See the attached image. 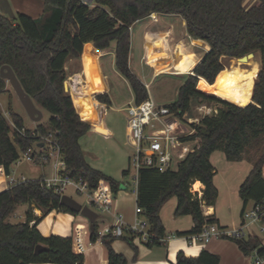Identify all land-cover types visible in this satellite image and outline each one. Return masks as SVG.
I'll return each instance as SVG.
<instances>
[{"label":"trees","instance_id":"1","mask_svg":"<svg viewBox=\"0 0 264 264\" xmlns=\"http://www.w3.org/2000/svg\"><path fill=\"white\" fill-rule=\"evenodd\" d=\"M244 1L43 0L44 10L38 18L23 13L12 17L6 13L0 15V70L10 66L35 105L51 115L48 123L37 125L35 130L27 129L28 136L33 131L39 136L55 133L71 177L82 179L91 190L106 181L114 194L124 183L93 168L80 144L90 124L80 116L78 99L66 90L68 61L85 59L89 85L105 110L112 103L95 73L92 52L94 49L106 51L112 43H115V68L129 83L135 104L147 99L146 85L130 67L131 29L137 22L153 14L179 15L185 20L188 37L209 46L201 61L185 75L177 100L166 106L182 117L191 112L194 103L213 102L218 104L217 113L201 119L195 134L189 138L199 140L197 147L176 170L161 173L143 168L138 173L137 205L143 209L144 219L154 236L146 243L150 247L159 245L166 236L160 211L173 198L177 199L174 215L191 216L194 222L190 231L178 232L177 236L197 235L205 225L218 224L215 216H205L203 210L204 206L215 207L219 196L214 184L216 169L211 162V156L217 151H222L228 161L240 162L249 148L258 149L253 168L239 188V196L243 210L249 202L264 199V0L248 9ZM250 53L260 54L261 68L249 103L239 106L200 88L204 80L210 86L215 85L217 76L229 67L232 59ZM6 83L0 77V93ZM8 110L16 127L24 128L22 116L13 111L11 104ZM36 139L23 137L13 130L0 110V169H4L6 176L11 175L14 163L33 147ZM128 174L129 170L123 171V176ZM196 182L204 186L201 197L192 191ZM61 198V194L43 187L42 179L28 180L0 193V264H85L84 255L74 250L72 238L41 234L40 218L35 216L32 207L26 213L25 222H8L23 204H34L43 216L53 211L78 215L63 206ZM34 221L36 224L31 225ZM98 237L96 223L91 240L96 241ZM102 240L108 264H129L124 255L112 248L115 238L104 236ZM123 240L137 254L134 237ZM237 244L245 255L257 251L264 257L258 237L237 240ZM39 245L47 250L36 252ZM219 263L220 257L206 250L197 258L181 252L176 260V264Z\"/></svg>","mask_w":264,"mask_h":264},{"label":"rangeland","instance_id":"2","mask_svg":"<svg viewBox=\"0 0 264 264\" xmlns=\"http://www.w3.org/2000/svg\"><path fill=\"white\" fill-rule=\"evenodd\" d=\"M18 1H20V3H22V1H27L28 5H31L30 10L25 11L30 16L37 18V16L40 17L42 15L43 12L40 13V10L44 7L43 0H15V4H19ZM8 2L11 7L9 13H6L7 16H16L18 13L13 0H8ZM162 24H168V26L173 28L174 32L172 34L170 44L172 54L174 56L177 54L176 44L180 37L187 38L189 46L197 51L198 56L195 59L194 64L197 65L208 51L206 45H199L188 38V35L186 36V32H184L186 31L185 20L181 16L162 15L161 17H154L151 15L150 17L137 22L131 29L132 45L130 67L133 72L145 82L149 81L153 73V69L157 68L158 63L149 66L148 62L141 59L144 53L142 35L145 29L153 30L158 27V25L160 26ZM114 50L115 43H112L110 47V51H112L111 54L102 60L105 83L108 87V93L111 97L112 104L106 108L103 113L104 124H96L100 121V112H102L101 109L95 107L94 101L90 97H84L80 100L82 116L90 124V130L80 140V144L86 152L87 159L93 168L102 171L117 181L123 182L126 185L127 190L131 192L134 191V182L137 176L136 166L133 162V158L136 155V141L129 126V116L127 111L129 103L133 100V92L127 80L115 68V58L113 55ZM172 59L173 57L171 58V61ZM192 60L186 69L178 72H188L191 67ZM251 62H253V65L257 67L258 72L259 65L261 68L259 53H257L249 62L250 64L237 63L236 59H232L229 62V67H236L239 65L241 68L244 67V69H249L251 68ZM164 63L165 60H160L158 66H161ZM195 66H193L191 70H193ZM168 70H170V72H176L172 64L162 68L163 72ZM184 81V76L171 74L158 75L153 80L150 93L158 104H171L177 100L178 90ZM208 86V83L205 81L200 84V88H202L203 91L204 88H206V93H208ZM90 89L91 88L89 87L90 93H93L92 89ZM0 103L2 104V108L8 112L9 104H11L13 111L22 116L24 126L29 130H33L39 124L48 123L51 117L48 111L37 106L42 113V119L39 122H34L26 112L12 86L8 82L6 83L4 91L0 93ZM204 107L215 110L218 108V104L213 102L194 103L191 112L189 113L190 118L200 119L201 116L204 115ZM2 108L0 107V110L2 114H4ZM7 121L10 124L12 118ZM198 142L199 140H196L195 146ZM33 146L35 152L44 150L43 148H36V143ZM258 152L259 151L256 147L249 148L245 158L240 162H231L226 160L222 151L215 152L211 157V162L216 169L214 184L219 192L216 203L217 214L223 222L228 223V227L231 229L240 227V224L243 221V201L239 196V188L251 172L254 162L253 159L258 156ZM12 168L13 171L11 175L13 177H20L23 175L28 180L39 179L44 168H46L48 176H51L54 172L52 165L44 166L43 164H33L24 160L22 154L21 158L14 163ZM127 170H129V174L127 176H123V171ZM6 189H8L6 178L5 176L0 175V193L4 192ZM66 195L75 199L82 206H88V197L84 194H80L73 187L67 188ZM176 203L177 199L173 198L163 206L165 221L171 218V212L176 206ZM27 210L28 206H26V204L19 205L14 214H12L8 219V222L11 224L25 222V211ZM102 216V218H104V216L108 217V215L104 214H102ZM99 222H102V220ZM104 223V225H100L105 227L108 224V221H105ZM262 226V223L256 224L257 228H261Z\"/></svg>","mask_w":264,"mask_h":264},{"label":"built area","instance_id":"3","mask_svg":"<svg viewBox=\"0 0 264 264\" xmlns=\"http://www.w3.org/2000/svg\"><path fill=\"white\" fill-rule=\"evenodd\" d=\"M0 15H2L1 12ZM147 94V99L144 102L140 104L132 103L127 108L130 129L136 141V155L133 158L137 170L134 182L136 190L138 188V173L141 169H153L161 173L176 170L181 161L190 153H193L197 147V145L195 146L196 140H190L189 138L195 134L196 126L200 124L201 119L217 113V109L204 107V115L200 119H191L189 113L180 117L178 113L172 111L166 105L158 104L152 97L149 88H147ZM0 107L2 108L1 103ZM3 113L7 120L11 118V114L7 110L3 109ZM10 126L23 137L37 138L36 148L44 149L35 152L33 146L22 153L23 159L33 164L52 165L53 175L42 179L43 187L52 189L62 196L65 195L68 187H73L80 194L86 195L88 206L98 214L97 225L105 224V221L99 222L102 214L112 217V223L108 222L103 230H98L99 237L111 236L115 239L134 237V241L142 243H148L154 239L145 219L137 218L134 224H128L122 215L115 212L114 193L108 182L101 181L97 189L91 190L82 179L71 177L55 133L39 136L33 131L28 136L25 127L19 129L13 121H11ZM26 181L28 179L23 175L20 177H13L12 175L6 177L7 188ZM192 191L198 193L199 197L202 196V191ZM204 208L205 206L203 210ZM136 213L140 216L143 215L144 211L138 207ZM242 219L240 227L235 229L223 230L217 224L205 225L201 233L192 235L189 239L193 243H205L213 237H224L233 240L257 237V233L264 232V199L259 202H249L242 213ZM257 223H262L263 226L257 228ZM161 241L163 240L161 239ZM253 255L256 258L255 264H261L264 257H260L257 251Z\"/></svg>","mask_w":264,"mask_h":264},{"label":"crops","instance_id":"4","mask_svg":"<svg viewBox=\"0 0 264 264\" xmlns=\"http://www.w3.org/2000/svg\"><path fill=\"white\" fill-rule=\"evenodd\" d=\"M13 2L15 4V0H13ZM18 2L19 4L17 3L15 4L17 13H23V14L30 16L25 11L30 10L31 5H28L27 1H22V3H20V1ZM259 2L260 0H245L244 7L248 9V8H251L252 6L258 5ZM10 7L11 5L8 2V0H0V12L1 13L9 12ZM43 10H44V7L41 8L40 13H42ZM153 16L161 17L162 15L153 14ZM31 17L34 18V16H31ZM173 32H174L173 28H171V26H168V24H162L160 26L158 25V27H156L153 30L145 29L142 35L144 53L141 59H144L146 61L145 57L147 54L148 39L150 37H156V36L165 34V35H168L169 37L168 45L170 49L169 55L171 57L168 59H163V60H165L164 64H167V63L171 64L170 63L171 58L174 56L172 54V49H171V44H170V41L172 40ZM184 32H186V36H187V31H184ZM180 42H182L184 44L183 46L186 48L184 55L187 54L188 52L193 54V56H191L188 61V65H189V63L193 59L191 63V67L188 70V72L177 73V72H170V70L165 71V72H159L158 71L159 60L158 62H155V63L148 62L149 66H152V64H156V63H158V65H157V68L153 69V73L148 82H145L143 79L142 80L140 79L146 85L147 88L149 89L151 88L154 78L157 77L158 75L171 74V75H178V76L185 77V75L191 73L190 72L192 71L191 68L196 65L194 64V61L198 56L197 51L189 46V43H187V38L180 37L177 40V44H176L177 54L179 52ZM206 46L208 48L207 50L209 51V46L208 45ZM186 50H187V53H186ZM111 52L112 51H110V48L106 51H99V50L94 49L92 52L93 58H94L95 73L96 75L99 76L102 82V88L107 93H108V87L105 83V75L103 72L102 60L108 57L111 54ZM130 59H131V53H130ZM114 63H115V60H114ZM168 65H165V66H168ZM246 70H250V68ZM259 71H260V65H259ZM67 72H68V78L65 83L67 92L70 95L77 98L79 103H81L80 100L82 98L90 97L94 101L95 107L98 109H101L100 103L95 98V92L90 93L89 91V87L91 88V86L89 85V77H88L87 64L85 62V59L82 58V59L69 60L67 63ZM256 74L257 72L255 73V80H256ZM202 80L204 79L200 78V81ZM253 89H254V86H253ZM253 89H251L249 92L250 97H251V91ZM110 100H111V97H110ZM111 103H112V100H111ZM132 103H135L134 96H133V100L129 103V105ZM161 105H165V104H161ZM79 107L81 111V104L79 105ZM101 111L102 112H100V121H98L96 124H100V123L104 124V114L103 113L105 112V110L101 109ZM80 116L82 120L86 121L84 117L82 116V112L80 113ZM129 126H130V123H129ZM36 127L33 130H35ZM85 157H86V160L88 161L86 152H85ZM12 171H13V168H12ZM0 175L5 176V178L7 177L5 175L3 168L0 169ZM51 176H48L46 172V168H44L39 179H45ZM197 183H200V187L198 189H195V185ZM195 185H194V191H202L204 189V186L201 182H196ZM113 197L115 200L114 210L117 214H120L123 216V219L125 220V222H127L128 224H134L137 218L144 219L143 215L138 216L136 213L138 205H137V190L135 189V186H134V191L130 192L127 190V187L124 184L121 190H119L117 194H113ZM26 206H28V210L32 207L34 209L35 216L40 218V221L38 222V229L44 237H50L51 235H58V236L65 237V238L70 237L73 239V242H74V250L77 253H81L84 255L85 264H108L107 249L103 243L102 238L99 237L97 238L96 241L91 240V234L93 231H91L90 229V223L87 218L83 217L80 214L72 215L70 213L57 212V211H53L47 216H43L42 211L36 208L34 204L32 205L26 204ZM163 208L164 207H162L160 211V217H161L162 223L166 230V236L164 239H162L163 241H160L159 245L150 247L146 243H142V242L135 240L134 244L137 247V254H136L135 251L127 244L125 240L115 239L112 242V248L115 250V252H117L118 254L124 255L129 261V264H176L177 255L179 253L182 252L187 257L197 258L203 250H206L209 253L218 255L220 257L219 264H255V261H256L255 256L245 255L240 250L239 245L237 244V240L224 238V237H213L210 241L205 242V243H193L190 241L189 237L177 236L178 232H188L194 227L193 219L191 216L176 217L174 215L175 209H176V206H175L171 212L172 213L171 218L165 221ZM204 210H205L204 211L205 216H208V217L215 216L218 219L219 222L217 225L220 228L231 229L228 227V223L223 222L218 217L216 206L215 207H205ZM27 211L25 212L27 213ZM102 217H100V220L108 221L109 223H112L111 216H108V217L104 216V218ZM25 220H26V215H25ZM34 224H36L35 221L31 225H34ZM102 225L98 224V230H103L105 228V227H102ZM263 233L264 232L257 233V237L259 238L261 242V246L264 248ZM261 264H264V259Z\"/></svg>","mask_w":264,"mask_h":264},{"label":"bare ground","instance_id":"5","mask_svg":"<svg viewBox=\"0 0 264 264\" xmlns=\"http://www.w3.org/2000/svg\"><path fill=\"white\" fill-rule=\"evenodd\" d=\"M168 40L169 37L165 34L150 37L148 39L147 54L145 57L146 61L149 63H155L158 62V60L160 61L170 58ZM183 45L184 44L180 42L179 52L176 56H173V59L170 62L176 72L186 69L190 57L193 56L192 53H187V50V54L184 55L186 48ZM168 64L169 63L159 66L158 71L163 72L162 68ZM253 64L254 63L251 62L252 68H250V70L242 69L239 65L226 68L217 76L215 85L208 86V93L239 106L246 105L251 99L249 92L253 89L255 73L257 72V67ZM199 187L200 183H197L195 189H198Z\"/></svg>","mask_w":264,"mask_h":264},{"label":"water","instance_id":"6","mask_svg":"<svg viewBox=\"0 0 264 264\" xmlns=\"http://www.w3.org/2000/svg\"><path fill=\"white\" fill-rule=\"evenodd\" d=\"M91 1V0H88ZM199 45H203V42L194 40ZM255 57L254 53H250L241 58H237V63L248 64ZM0 77L6 80L13 88L15 94L19 98L21 104L25 108L26 112L34 122H39L42 119V113L35 105L32 98L25 92L21 82L17 78L13 69L5 65L0 70ZM61 204L69 208L72 212L82 215L87 218L90 223L91 231L95 230L96 221L98 219V214L89 206H82L75 199L68 195H63L61 198ZM47 250L46 247L39 245L36 248V252H42Z\"/></svg>","mask_w":264,"mask_h":264}]
</instances>
